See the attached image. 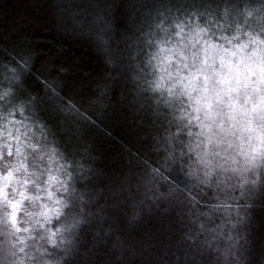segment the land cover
Wrapping results in <instances>:
<instances>
[{
	"label": "snow or ice",
	"instance_id": "obj_1",
	"mask_svg": "<svg viewBox=\"0 0 264 264\" xmlns=\"http://www.w3.org/2000/svg\"><path fill=\"white\" fill-rule=\"evenodd\" d=\"M133 9L115 53L108 14L98 21L108 62L135 63L131 100L157 157L137 153L138 163L126 161L139 176L105 167L78 124L48 139L40 117L53 99L62 100V89L44 81L47 95L29 90L25 58L0 64V116L19 125L0 143V264H106L109 248L119 245L112 237L117 225L131 223L124 193L133 181L153 193L164 210L156 216L173 239L182 216L199 225L182 233L190 244L174 253L175 264H222L247 243L256 210L264 213V0H138ZM93 180L103 187H90ZM109 181L116 190L102 207ZM209 192L218 194L217 203L205 202ZM31 205L42 210L28 211ZM137 206L143 201L131 207L139 223ZM221 208L223 222L210 227ZM225 230L230 243L222 250L215 242Z\"/></svg>",
	"mask_w": 264,
	"mask_h": 264
},
{
	"label": "trees",
	"instance_id": "obj_2",
	"mask_svg": "<svg viewBox=\"0 0 264 264\" xmlns=\"http://www.w3.org/2000/svg\"><path fill=\"white\" fill-rule=\"evenodd\" d=\"M137 2L0 0V64L15 63L14 57L25 58L29 66L21 69V73L29 90L47 95L44 81L53 84L57 91L62 89V100L53 99L40 117L47 122L48 139L59 138L71 124H78L87 132L92 147L100 154L101 163L107 168L123 172L127 178L140 175L134 164L130 166L126 163L128 160L138 163L137 153L146 159L157 157L150 151L149 140L144 135L146 130L138 122L134 101L131 100L132 90L136 86L132 79L135 63L130 59L121 60L116 65L108 62L109 51L99 38L102 25L98 17L104 12L108 14L112 25L109 33L112 39L111 51L115 53L129 27L130 17L134 14L133 5ZM157 74H160L158 69ZM61 108L67 109V112H62ZM0 112H3V106H0ZM87 117L95 119L97 125L90 124ZM17 128L19 125H9L0 116V143L8 139L5 135L7 129L16 132ZM196 130L193 129L194 132ZM24 131L26 129H20L21 133ZM49 132L51 135H48ZM35 138L39 139L38 132ZM182 139L187 141L188 138L185 136ZM173 175L186 179L180 172H174ZM83 183L79 181L77 184L78 191H84L79 187ZM90 187L103 186L93 180ZM115 190L109 181L103 189V199L100 200L102 207L105 201L111 199ZM124 194L129 203L125 215L131 223L117 225V231L112 237L119 240V245L116 249L109 248L106 264H175L174 253L178 254L181 248H187L190 244L182 233L196 232L199 225L182 216L176 224L173 239L168 234L167 222H162L156 216L158 210L161 213L164 210L150 199L153 195L151 191L138 188L133 181L132 188ZM155 194L162 198L164 189L159 188ZM217 195L209 192L205 202L209 205L217 203ZM219 200L223 202L224 196L219 195ZM139 201H143V206H137L141 218L137 223L131 207ZM44 203H48L46 198ZM41 210L38 205L28 206L31 212L38 213ZM224 218V209H218L209 226L221 224ZM20 219H23L22 215ZM200 222H205V218L201 217ZM226 235L227 230L225 236L215 242L222 250L230 243ZM4 241L5 237L0 234V246ZM241 244L244 247L239 251L233 249L235 255H230L222 264H264V213L259 209L248 226L247 243L241 241Z\"/></svg>",
	"mask_w": 264,
	"mask_h": 264
},
{
	"label": "rangeland",
	"instance_id": "obj_3",
	"mask_svg": "<svg viewBox=\"0 0 264 264\" xmlns=\"http://www.w3.org/2000/svg\"><path fill=\"white\" fill-rule=\"evenodd\" d=\"M24 130H25V129H24ZM7 131H11V130L7 129ZM12 132H13V131H12ZM15 133H16V132L14 131L13 134H15Z\"/></svg>",
	"mask_w": 264,
	"mask_h": 264
}]
</instances>
